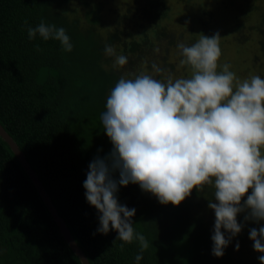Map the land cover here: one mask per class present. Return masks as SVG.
I'll use <instances>...</instances> for the list:
<instances>
[{"label":"trees","instance_id":"1","mask_svg":"<svg viewBox=\"0 0 264 264\" xmlns=\"http://www.w3.org/2000/svg\"><path fill=\"white\" fill-rule=\"evenodd\" d=\"M113 2L0 0V123L26 155L90 262L136 264L138 241L121 251L123 242L115 230L99 233L100 213L85 196L89 164L113 149L101 113L121 76L148 74L164 82L189 77L191 70L181 65L177 45H192L196 34L190 26L180 30L170 25V0H126L122 6ZM177 19L184 23L185 16ZM42 20L66 30L73 44L70 53L59 41H45L39 34L28 38L27 26L36 27ZM188 31L192 34L187 36ZM105 45L125 55L128 63L113 68L115 57L105 55ZM112 178L118 181L119 172ZM116 197L136 210L133 227L149 242L139 264H260L258 257L264 255L250 251L254 242L249 238L250 230L259 229L264 220L246 221L247 210L237 215L241 232L231 238L224 255L212 254L215 213L208 204L216 201L210 186L193 189L179 206L163 205L132 183L118 185ZM0 264H83L1 136Z\"/></svg>","mask_w":264,"mask_h":264},{"label":"clouds","instance_id":"2","mask_svg":"<svg viewBox=\"0 0 264 264\" xmlns=\"http://www.w3.org/2000/svg\"><path fill=\"white\" fill-rule=\"evenodd\" d=\"M27 33L30 40L39 34L45 41H59L65 52L73 50L63 27L42 20L36 27L27 26ZM220 39L219 33L199 34L192 45H177L181 65L191 70L187 78L164 82L148 74L121 76L101 113L113 149L89 164L85 196L100 213L99 233L115 230L123 242L121 251L125 244L138 241L136 264L149 242L133 227L136 210L118 202V185L138 184L159 203L174 206L193 189L212 187L216 202L210 200L208 207L215 213L211 239L216 257H222L231 238L241 232L239 213L247 210L246 221L264 220V78L252 75L240 80L230 71L231 65L221 66ZM104 53L115 57V69L128 63L111 45H105ZM115 171L118 181L112 178ZM221 229L230 234L228 238ZM249 238L254 250L264 253V227L251 229ZM258 259L264 264V255Z\"/></svg>","mask_w":264,"mask_h":264},{"label":"rangeland","instance_id":"3","mask_svg":"<svg viewBox=\"0 0 264 264\" xmlns=\"http://www.w3.org/2000/svg\"><path fill=\"white\" fill-rule=\"evenodd\" d=\"M124 1L114 0L111 5L122 6ZM170 1L173 8L170 25L178 26L180 30L190 26L192 33L196 34V41L199 34L211 37L219 33L222 52L219 64L231 65L230 71L240 80L252 75L264 78V0ZM205 10L212 14H205ZM180 15L185 16L184 23L177 19ZM192 33L188 31L187 36ZM250 251L258 253L253 245Z\"/></svg>","mask_w":264,"mask_h":264},{"label":"water","instance_id":"4","mask_svg":"<svg viewBox=\"0 0 264 264\" xmlns=\"http://www.w3.org/2000/svg\"><path fill=\"white\" fill-rule=\"evenodd\" d=\"M0 136L10 145L13 152L16 154L17 158L20 160L22 166L27 171L29 176L31 177L34 185L36 186L38 192L41 194L45 204L49 207L52 216L54 217L55 221L57 222L58 226L60 227V230L65 237L67 243L70 245L72 250L75 252V254L80 258L83 264H92L84 252V250L80 247V245L77 243L76 239L74 238L72 232L68 228L65 220L63 217L59 214L56 206L53 203V200L48 193L46 187L38 177L37 172L32 168L30 162L26 158V155L21 150L20 146L16 142V140L10 135V133L5 129V127L0 123Z\"/></svg>","mask_w":264,"mask_h":264}]
</instances>
